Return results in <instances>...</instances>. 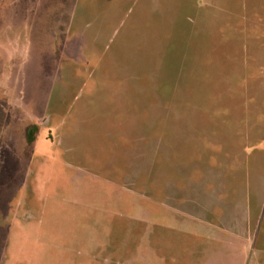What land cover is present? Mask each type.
Listing matches in <instances>:
<instances>
[{
  "label": "rangeland",
  "instance_id": "obj_1",
  "mask_svg": "<svg viewBox=\"0 0 264 264\" xmlns=\"http://www.w3.org/2000/svg\"><path fill=\"white\" fill-rule=\"evenodd\" d=\"M262 35L264 0H0V264H264Z\"/></svg>",
  "mask_w": 264,
  "mask_h": 264
},
{
  "label": "crops",
  "instance_id": "obj_2",
  "mask_svg": "<svg viewBox=\"0 0 264 264\" xmlns=\"http://www.w3.org/2000/svg\"><path fill=\"white\" fill-rule=\"evenodd\" d=\"M27 4L26 5H28V6H31L32 7V5L33 4H31V3H28V2H26ZM31 7H30V11H31ZM31 13V12H30ZM31 27H32V24H31ZM23 29H25L26 31L24 32L23 31ZM17 33H21V34H19V36H16V38H14V39H12L11 38V41H15V43H19V42H22V41H24V40H27L28 41V35L31 37V41L33 42V41H35V42H40V41H44V39H42V37H39V40L38 39H36L35 38V35H34V31L33 30H31V29H29V26L28 25H26L25 27H22V26H20V30H18L17 29ZM18 35V34H17ZM39 36V35H38ZM264 35H262V36H258L257 38L255 37V39L257 40V42L258 43H261L262 41H264V37H263ZM40 39H42V40H40ZM37 40V41H36ZM29 41H30V38H29ZM23 43V42H22ZM28 53V52H27ZM26 53V54H27ZM39 55V54H38ZM26 57H34L33 56V54L32 55H29V54H27V56ZM25 62V61H24ZM23 62V63H24ZM30 125H26V127H25V129H24V135H25V137H24V139H25V142H26V144H27V141H26V129H27V127H29ZM239 134H240V132H239ZM12 167H10V165H9V167L11 168H9L10 170H12V169H14L15 168V166L16 167H20V164H13V165H11ZM263 181V180H262ZM244 231H245V229H244ZM238 233V232H237ZM243 233V232H242ZM242 233H239V234H236V233H229V236H231L232 238H233V245H234V243L236 242L235 240H236V238H238L239 240H240V243L242 244V246L244 247V243H245V241H247V240H244L243 239V237L241 236V234ZM225 241V240H224ZM235 241V242H234ZM226 242L227 243H229L230 241L229 240H227V241H225V244H226ZM249 243H250V241H249ZM231 248L233 249V247L231 246ZM229 254V253H228Z\"/></svg>",
  "mask_w": 264,
  "mask_h": 264
},
{
  "label": "trees",
  "instance_id": "obj_3",
  "mask_svg": "<svg viewBox=\"0 0 264 264\" xmlns=\"http://www.w3.org/2000/svg\"><path fill=\"white\" fill-rule=\"evenodd\" d=\"M38 132V127L37 125H31L29 127H27L26 129V141L27 144H32L33 142H35L36 138H35V134Z\"/></svg>",
  "mask_w": 264,
  "mask_h": 264
}]
</instances>
